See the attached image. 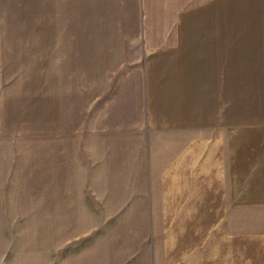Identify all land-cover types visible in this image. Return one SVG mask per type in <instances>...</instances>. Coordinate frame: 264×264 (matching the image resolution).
Segmentation results:
<instances>
[{
	"label": "crops",
	"instance_id": "obj_1",
	"mask_svg": "<svg viewBox=\"0 0 264 264\" xmlns=\"http://www.w3.org/2000/svg\"><path fill=\"white\" fill-rule=\"evenodd\" d=\"M81 2L79 75L0 70V264L41 192L47 264H264V0Z\"/></svg>",
	"mask_w": 264,
	"mask_h": 264
},
{
	"label": "rangeland",
	"instance_id": "obj_2",
	"mask_svg": "<svg viewBox=\"0 0 264 264\" xmlns=\"http://www.w3.org/2000/svg\"><path fill=\"white\" fill-rule=\"evenodd\" d=\"M91 9L90 2H84L83 7L81 0H0L1 72L6 77L17 76L28 92L39 87L40 98L46 99L49 73H70L72 78L79 75V67L73 64L75 60L63 65L59 62L62 53L75 58L81 32L96 25ZM45 156L46 153L40 156L43 172ZM45 181L46 178L41 177L42 191H46ZM46 196V192H41L40 208L33 211L34 220H26L34 221L33 224L6 227L5 240L1 241L2 247L7 245L3 249L2 264H47Z\"/></svg>",
	"mask_w": 264,
	"mask_h": 264
}]
</instances>
